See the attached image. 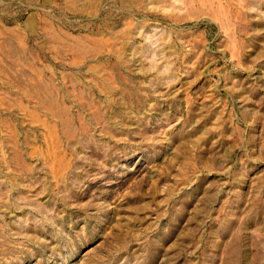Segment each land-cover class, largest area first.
I'll return each instance as SVG.
<instances>
[{
	"label": "rangeland",
	"instance_id": "obj_1",
	"mask_svg": "<svg viewBox=\"0 0 264 264\" xmlns=\"http://www.w3.org/2000/svg\"><path fill=\"white\" fill-rule=\"evenodd\" d=\"M0 264H264V0H0Z\"/></svg>",
	"mask_w": 264,
	"mask_h": 264
}]
</instances>
